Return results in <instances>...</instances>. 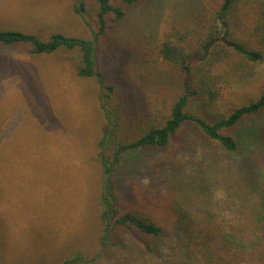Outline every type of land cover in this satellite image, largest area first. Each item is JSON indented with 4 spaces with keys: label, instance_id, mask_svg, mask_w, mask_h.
Wrapping results in <instances>:
<instances>
[{
    "label": "rangeland",
    "instance_id": "rangeland-1",
    "mask_svg": "<svg viewBox=\"0 0 264 264\" xmlns=\"http://www.w3.org/2000/svg\"><path fill=\"white\" fill-rule=\"evenodd\" d=\"M81 1L88 10L78 14ZM199 1L142 0L120 25L108 15L97 69L107 77L119 74V65L129 67L164 26L190 17ZM97 12L92 0H0V31L94 40ZM25 49L0 44V264H202L201 234L196 241L184 234L189 247H180L174 222H195L197 230L205 224L215 238L226 237L251 254L259 251L264 114L232 130L239 142L235 153L190 129L167 149L128 156L114 174L120 204L152 208L166 236L154 242L118 229L105 238L106 175L98 145L106 125L103 90L95 78L77 75L78 50L30 57ZM150 68L148 87L168 86L155 60ZM262 93L264 62L232 83L220 110Z\"/></svg>",
    "mask_w": 264,
    "mask_h": 264
},
{
    "label": "trees",
    "instance_id": "trees-1",
    "mask_svg": "<svg viewBox=\"0 0 264 264\" xmlns=\"http://www.w3.org/2000/svg\"><path fill=\"white\" fill-rule=\"evenodd\" d=\"M141 1L92 0L99 23L94 40L62 33L42 40L33 34L0 31V44L24 46L30 57L78 50L77 75L95 78L103 90L101 108L106 125L98 145L106 175L101 213L104 237L126 229L159 242L166 236L164 222L142 203L121 206L115 171L128 156L147 149H167L190 129H197L208 142L230 153L239 150L232 130L264 114V93L243 106H226L227 111L220 110L221 102L233 82L264 62V0H200L191 8L190 17L174 20L169 28L164 26L146 51L140 49L133 63L129 60V67L119 65V74L107 77L97 69L98 42L107 33V16L113 14L120 25ZM87 10L84 1L75 7L78 14ZM151 59L168 86L148 87L153 74ZM142 92L148 93L146 98L140 97ZM194 223L174 222V234L178 245L185 248L189 246L183 245L184 234L194 241L201 234L206 250L202 264H264V227L260 228L261 247L251 254L226 237L215 238L214 230L205 224L197 230ZM145 248L149 252L155 249L151 244Z\"/></svg>",
    "mask_w": 264,
    "mask_h": 264
}]
</instances>
